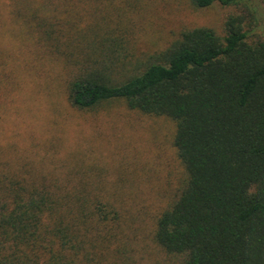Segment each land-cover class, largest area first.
<instances>
[{
    "label": "trees",
    "instance_id": "16d2710c",
    "mask_svg": "<svg viewBox=\"0 0 264 264\" xmlns=\"http://www.w3.org/2000/svg\"><path fill=\"white\" fill-rule=\"evenodd\" d=\"M55 1L0 0V25L11 4L35 46L65 65L68 103L88 110L120 100L174 123L184 176L156 217V244L178 264H264V0H188L194 8L218 1L238 11L226 16L222 35L183 27L148 54H135L124 30L104 18L90 32L72 30ZM76 39L88 49L84 57ZM1 95L9 96L4 51ZM1 156L0 264L119 263L107 261L119 211L103 192L9 172V154ZM109 222L115 226L102 225Z\"/></svg>",
    "mask_w": 264,
    "mask_h": 264
},
{
    "label": "rangeland",
    "instance_id": "374dc122",
    "mask_svg": "<svg viewBox=\"0 0 264 264\" xmlns=\"http://www.w3.org/2000/svg\"><path fill=\"white\" fill-rule=\"evenodd\" d=\"M55 3L60 19L79 33L90 32L102 18L109 28L124 30L120 34L135 54L163 49L183 27L205 26L222 35L226 16L238 11L218 1L207 8H194L188 0ZM10 10L11 4L9 18L0 25V53H9V96H0V154H9V172L103 192V202L120 216L117 227L102 224L117 233L107 248L110 263L115 258L118 264H178L153 239L156 217L184 176L172 146L174 123L131 110L120 100L73 108L66 98L65 65L35 46L27 25ZM259 26L254 35L261 33ZM76 42V49L84 47V57L88 49L81 39ZM4 160L0 172L6 170Z\"/></svg>",
    "mask_w": 264,
    "mask_h": 264
}]
</instances>
